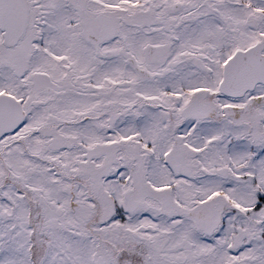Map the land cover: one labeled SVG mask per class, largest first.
Here are the masks:
<instances>
[{
	"label": "snow or ice",
	"instance_id": "snow-or-ice-1",
	"mask_svg": "<svg viewBox=\"0 0 264 264\" xmlns=\"http://www.w3.org/2000/svg\"><path fill=\"white\" fill-rule=\"evenodd\" d=\"M0 264H264V0H0Z\"/></svg>",
	"mask_w": 264,
	"mask_h": 264
}]
</instances>
